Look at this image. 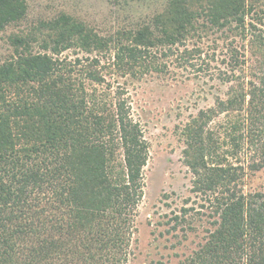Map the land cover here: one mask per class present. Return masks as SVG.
I'll return each instance as SVG.
<instances>
[{"label": "trees", "instance_id": "obj_1", "mask_svg": "<svg viewBox=\"0 0 264 264\" xmlns=\"http://www.w3.org/2000/svg\"><path fill=\"white\" fill-rule=\"evenodd\" d=\"M160 1L106 37L64 13L20 30L28 0H0V31L18 27L0 62V264H127L149 157L130 87L153 77L211 97L176 125L195 199L164 232L211 226L180 264H264V0Z\"/></svg>", "mask_w": 264, "mask_h": 264}, {"label": "rangeland", "instance_id": "obj_2", "mask_svg": "<svg viewBox=\"0 0 264 264\" xmlns=\"http://www.w3.org/2000/svg\"><path fill=\"white\" fill-rule=\"evenodd\" d=\"M28 3L27 17L19 25L20 30H26L38 18L64 13L109 37L117 30L132 28L139 20L149 17L161 1L28 0ZM17 29L10 26L0 31V62L9 56L8 37ZM74 53L64 51L69 57ZM200 91V83L194 80L172 81L153 77L132 81V112L145 129L149 157L144 168V192L127 264H180L204 242L206 229L211 227L208 218L194 216L190 228L186 232L177 229L175 233L179 236L172 239L171 234H165L168 226L163 224L174 206L179 209L186 198L190 197L188 205L195 199L190 192L191 175L182 160V142L176 125L185 121L197 107L211 103L209 94L197 100ZM250 183L252 187L264 188V169L257 171Z\"/></svg>", "mask_w": 264, "mask_h": 264}]
</instances>
